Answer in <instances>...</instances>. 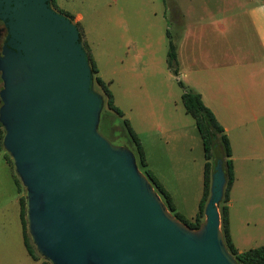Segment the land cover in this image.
Instances as JSON below:
<instances>
[{
    "label": "water",
    "instance_id": "water-1",
    "mask_svg": "<svg viewBox=\"0 0 264 264\" xmlns=\"http://www.w3.org/2000/svg\"><path fill=\"white\" fill-rule=\"evenodd\" d=\"M0 21L1 146L24 188L37 255L49 264H239L220 231L218 148L192 229L168 211L134 154L100 134L103 100L76 24L51 0H0Z\"/></svg>",
    "mask_w": 264,
    "mask_h": 264
},
{
    "label": "rangeland",
    "instance_id": "rangeland-1",
    "mask_svg": "<svg viewBox=\"0 0 264 264\" xmlns=\"http://www.w3.org/2000/svg\"><path fill=\"white\" fill-rule=\"evenodd\" d=\"M54 1L57 3H51V6L59 12L62 11L59 7L73 9L81 4L79 0ZM179 1L182 12L190 16L193 11L194 16L202 0ZM168 2L131 0V5L121 8L126 13L120 15L116 13L118 3L114 0H98V4L105 5L87 10L85 4L79 11L83 13L81 25L86 28L87 47L97 76L111 94L113 105L121 112L118 115L107 106L105 93L92 82L94 91L103 100L98 126L100 134L111 144L125 147L134 154L135 146L125 126L127 123L145 147L149 166L168 190L178 211L191 214L202 194L205 159L194 119L186 113L181 101L183 91L191 90L180 74L190 67L188 52L191 45L182 69L174 73L168 67L170 44L179 47L175 29L171 26ZM250 4L247 0L246 7ZM243 8L242 0L239 10L232 7V15H236L229 19L231 26L225 39L229 37L231 52L238 50L241 56L251 57L256 47ZM188 20L203 24L205 19L193 17ZM173 67L176 69L177 66ZM19 197H24V188L17 184L13 165L1 148L0 264H43L42 259L32 260L25 252ZM250 211L248 216L235 221L233 240L239 248L264 245V223H255ZM183 220L191 221L190 217Z\"/></svg>",
    "mask_w": 264,
    "mask_h": 264
},
{
    "label": "crops",
    "instance_id": "crops-1",
    "mask_svg": "<svg viewBox=\"0 0 264 264\" xmlns=\"http://www.w3.org/2000/svg\"><path fill=\"white\" fill-rule=\"evenodd\" d=\"M79 1L81 4L77 7L78 10L59 8L79 27L83 41L87 44L86 28L81 25L83 13L79 9L85 4L87 10L105 4H98V0ZM168 1L167 9L171 14V26L175 29L179 41V47L174 48L177 66L175 71L177 73L179 68L185 66L190 44V52H188L190 67L180 74L187 80L189 88L200 95L203 105L223 128L229 141L234 174L226 203L229 233L234 248L238 252L246 251L252 248H239L234 244L235 221L248 216V211L252 210L250 213L254 222L264 223V0H249L251 4L248 7H246L247 0H242L243 14L252 30L256 47L251 57L241 56L238 50L231 52L229 37L225 39L226 31H230L229 19L236 15H232V7H237L239 10L241 0H202L201 6L198 5L199 9L196 8L198 13H194V16H192L193 11L190 16L182 12L179 0ZM114 2L118 3L115 10L120 15L126 13L121 8L132 4L131 0H114ZM193 17L205 20L202 21L203 24L200 21L195 24L192 20H188ZM218 18L221 20H213ZM225 19L228 21L227 25ZM204 46L206 49H201ZM139 144L147 168L155 176L140 140ZM159 183L168 192L163 183L161 181ZM16 192L19 193L17 188ZM21 198L19 197L18 201L22 242L26 254L34 260L27 253L24 245L23 224L20 218ZM200 198L191 214L178 211L172 197L171 201L175 213L183 219L190 217L192 220L197 213Z\"/></svg>",
    "mask_w": 264,
    "mask_h": 264
},
{
    "label": "trees",
    "instance_id": "trees-1",
    "mask_svg": "<svg viewBox=\"0 0 264 264\" xmlns=\"http://www.w3.org/2000/svg\"><path fill=\"white\" fill-rule=\"evenodd\" d=\"M51 3H54V0H51ZM77 28L79 30L78 26ZM79 35L82 45L88 55L89 65L92 73V82L96 83L102 89V92L105 93L107 97V106L118 115H121V112L113 105L111 94L105 87L102 80L97 76L96 65L90 57L87 44L83 41L80 30H79ZM173 65H176V54H175L174 46L170 44L168 51V67L174 73H176ZM181 101L186 113L191 115L192 118L194 119L196 128L202 140V147H203V153L205 159V163L203 167L202 196L200 198L198 204V210L194 219H192L190 222H187L186 220H183V218L180 217L177 213H175L170 195L159 183L157 178L147 168V164L143 155L142 148L139 144V141L136 138V136L133 134L131 129L128 127L127 123H125V126L127 127L129 135L135 146L134 156L136 159V164L138 169L146 176L148 181L155 189L156 193L159 195L162 202L165 204L168 211L172 215H174L179 221L185 223L188 227L192 229H196L203 220V209L209 196L211 173L213 170V157H214L213 149L217 147L218 152L220 153L222 158L223 170L226 180L223 191V197L220 204L218 205V212L220 218V231L222 233L225 246L239 264H264V245L246 251L238 252L234 248L230 239L228 214H227L228 209L226 203L229 199V191L234 180V174L232 168V161L230 160V156H231L230 145L224 133L223 128L217 123L212 113L203 105L199 94L193 92L192 90H184L181 95ZM2 135H3V129L0 125V149L2 148L1 146ZM6 157H8L9 162L12 163L7 153H6ZM16 182L17 184H21L19 183L17 177H16ZM20 206H21L20 218L23 224V237H24V245L26 251L34 260H39L41 258L35 252V249L31 244V241L29 240V236L27 233L24 197L20 199ZM42 262L43 264H49L44 260H42Z\"/></svg>",
    "mask_w": 264,
    "mask_h": 264
},
{
    "label": "flooded vegetation",
    "instance_id": "flooded-vegetation-1",
    "mask_svg": "<svg viewBox=\"0 0 264 264\" xmlns=\"http://www.w3.org/2000/svg\"><path fill=\"white\" fill-rule=\"evenodd\" d=\"M2 29H4V26L3 23L0 21V50L2 48V45L6 37V30H2Z\"/></svg>",
    "mask_w": 264,
    "mask_h": 264
}]
</instances>
